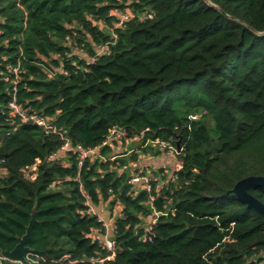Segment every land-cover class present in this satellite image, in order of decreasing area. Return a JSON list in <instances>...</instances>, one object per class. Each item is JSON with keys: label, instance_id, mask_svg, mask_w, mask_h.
Here are the masks:
<instances>
[{"label": "trees", "instance_id": "obj_1", "mask_svg": "<svg viewBox=\"0 0 264 264\" xmlns=\"http://www.w3.org/2000/svg\"><path fill=\"white\" fill-rule=\"evenodd\" d=\"M14 97L54 128L13 114ZM114 126L127 135L83 164L62 150ZM161 143L177 165L143 166ZM250 175L264 176V0H0V264H25L1 251L35 206L29 264H264V216L233 190ZM248 192L264 203L263 185ZM115 204L109 249L95 208Z\"/></svg>", "mask_w": 264, "mask_h": 264}, {"label": "water", "instance_id": "obj_2", "mask_svg": "<svg viewBox=\"0 0 264 264\" xmlns=\"http://www.w3.org/2000/svg\"><path fill=\"white\" fill-rule=\"evenodd\" d=\"M50 92H46L48 95ZM177 148L180 152V139L177 141ZM253 185L264 186L263 175H250L240 179L234 186L235 194L243 201L247 202L248 205L256 208L264 216V203L257 197L248 192V188ZM36 222V206L33 208L31 213V219L26 227V232L19 237L18 243L12 250H2L1 255L14 261H20L25 264H29L30 261L26 257V252L29 249L28 242L31 239L32 229Z\"/></svg>", "mask_w": 264, "mask_h": 264}, {"label": "built area", "instance_id": "obj_3", "mask_svg": "<svg viewBox=\"0 0 264 264\" xmlns=\"http://www.w3.org/2000/svg\"><path fill=\"white\" fill-rule=\"evenodd\" d=\"M105 47H102V51H105ZM16 70V69H15ZM11 107H12V113L13 114H20L23 116V118L25 120H28V119H32L34 120L38 125L44 127V129L46 130V132H50L54 127L49 124L47 122V120L44 118V117H41V116H28L26 114V111L25 110H22L19 106V104L17 103V100H16V97H14V100L11 102ZM127 135V132L125 129H122V128H119V127H116L114 126L111 130V133L110 135L108 136V138L104 141V143L101 145V146H98L96 148H86L82 145H76V146H71L69 143H66L63 147H62V150L63 151H66V150H72L73 152H75L77 155H78V159H79V164H83V162L90 156L92 155H100V150H101V147L104 146V145H107L111 142H113V140L115 139H120L124 136ZM138 138V137H137ZM158 143H160L158 141ZM164 147H167L170 149V151L172 150H175V147H172L170 146V144L168 143H161ZM31 169V167H30ZM142 179H145L146 182H149V177L144 175V174H138V175H134L132 178H131V182L135 183L137 181H140ZM154 179H157V178H154ZM149 188V186H148ZM99 215V214H98ZM99 219L101 221L104 222L105 226L107 225V223L105 222V219L99 215ZM105 243L107 245V247L109 249H113L114 245H115V240L114 239H111L110 237L106 236L105 238Z\"/></svg>", "mask_w": 264, "mask_h": 264}, {"label": "crops", "instance_id": "obj_4", "mask_svg": "<svg viewBox=\"0 0 264 264\" xmlns=\"http://www.w3.org/2000/svg\"><path fill=\"white\" fill-rule=\"evenodd\" d=\"M131 144V143H130ZM138 146V142L135 143L133 146L136 147ZM131 146V145H130ZM168 154H165V156L158 155V156H153L150 154H144L140 153V156L143 159V166H150L151 168H159L163 167L169 170L170 168H173V166L177 165V159L171 156L170 152H167ZM111 209V207L109 208ZM107 209L106 205L101 206L100 208H95V212H97L99 215H101L104 219L105 222L107 223V236H111L112 232V226L115 224V220L117 216L121 214V210L119 207L113 208L111 210ZM117 215V216H116Z\"/></svg>", "mask_w": 264, "mask_h": 264}, {"label": "rangeland", "instance_id": "obj_5", "mask_svg": "<svg viewBox=\"0 0 264 264\" xmlns=\"http://www.w3.org/2000/svg\"><path fill=\"white\" fill-rule=\"evenodd\" d=\"M127 141H129V144L130 145H132V147H133V145L135 144V143H137V142H135V140H133V139H125V141H122V143H120V145H119V148H121V149H128L127 147V144H126V142ZM136 146V145H135ZM142 148L140 147V146H136L135 147V150L136 151H139V150H141ZM139 152H142V151H139ZM167 152H170L171 154H173L175 151L174 150H172V151H167ZM175 155V154H174ZM174 155L172 156V157H174ZM162 156H165V155H162ZM144 173V169L143 168H140L139 170H138V172H136L135 173V175H138V174H143ZM156 180V179H155ZM141 181V180H140ZM140 181H137L136 183H139ZM135 183V184H136ZM106 207H107V209H109L110 208V206L109 205H106ZM113 207L114 208H116V207H118V206H116V204L115 205H113ZM109 210H111V209H109ZM117 216V215H116Z\"/></svg>", "mask_w": 264, "mask_h": 264}, {"label": "bare ground", "instance_id": "obj_6", "mask_svg": "<svg viewBox=\"0 0 264 264\" xmlns=\"http://www.w3.org/2000/svg\"><path fill=\"white\" fill-rule=\"evenodd\" d=\"M121 139V138H120Z\"/></svg>", "mask_w": 264, "mask_h": 264}]
</instances>
